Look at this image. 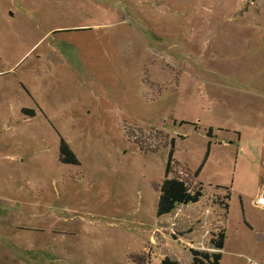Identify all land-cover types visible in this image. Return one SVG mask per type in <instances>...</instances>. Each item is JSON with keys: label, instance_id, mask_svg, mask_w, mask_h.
<instances>
[{"label": "rangeland", "instance_id": "rangeland-1", "mask_svg": "<svg viewBox=\"0 0 264 264\" xmlns=\"http://www.w3.org/2000/svg\"><path fill=\"white\" fill-rule=\"evenodd\" d=\"M75 2L0 0V264H194L223 230L219 264H264V0ZM75 24L106 29L47 35ZM173 149L203 197L158 217Z\"/></svg>", "mask_w": 264, "mask_h": 264}, {"label": "trees", "instance_id": "trees-1", "mask_svg": "<svg viewBox=\"0 0 264 264\" xmlns=\"http://www.w3.org/2000/svg\"><path fill=\"white\" fill-rule=\"evenodd\" d=\"M24 114L35 116L34 110H27L25 109ZM211 133H209L210 135ZM173 148L175 144V140L172 141ZM156 151V150H154ZM153 152V151H150ZM174 149L172 150L168 164L166 169V178L161 186L160 190V198L158 201V210L157 215L158 217H165L177 210L179 206H187L190 204H197L201 198L203 197V188L200 186L199 188L192 189L189 183L179 177H173L170 175L173 174V165L175 164L174 161ZM59 161L62 164L67 165H80V161L77 158L74 151L71 149L70 145L61 138L60 148H59ZM197 176V175H196ZM218 189H221L218 187ZM230 191L226 189V194L223 197V200H220L221 204L225 208V213H228L229 210V201H230ZM216 238H213L211 244L214 250L217 253H203L201 256L203 259H200V254L193 251L194 253V264H219L221 260V251L224 249L225 244V231L219 232L215 235ZM133 261L138 262L139 264H145L144 256H132ZM202 261V262H201ZM162 264H178L176 261H172L166 259L162 262Z\"/></svg>", "mask_w": 264, "mask_h": 264}, {"label": "crops", "instance_id": "crops-1", "mask_svg": "<svg viewBox=\"0 0 264 264\" xmlns=\"http://www.w3.org/2000/svg\"><path fill=\"white\" fill-rule=\"evenodd\" d=\"M59 1L62 4V6H64L65 8H68V9L69 8L71 9L73 7H78L79 6L78 3L75 2V0H59ZM72 1H74L75 4H73ZM86 1H89V0H86ZM91 1H93V0H91ZM82 4L89 5L86 2H84ZM89 7H91V4L89 5ZM79 10H80V8H79ZM83 12H84V9H83ZM1 25L2 24L0 23V28H2ZM111 25H112V28L117 27L115 24H111ZM111 25H107V28L110 29V26ZM105 27H106V25L75 24V25H71V26H64V27H60V28H53V29L49 30V32H48L47 35H49V34H51V35H53V34H55V35L56 34H63V32H69V31H74V33L75 32L76 33H84V32H87V31H93L94 28H97V30H101V29L103 30V29H106ZM41 57H42L41 55L36 56L35 59H34L35 63H39L40 60H41ZM22 60H23V57L20 58V59H18V60H15V61L12 60V61H10V63H15V66L9 67V68H5V66L3 65V61L4 60L2 59V56H0V106H1V102H2V100H1L2 97L1 96H2V90H3V83H2L3 82V78L6 77V76H13V77H15V74L21 68V66H19L18 63L21 62ZM23 73L24 74L34 73L35 75L36 74L39 75V74H42V71L38 67H33L32 69L28 68L27 70H23ZM261 166H262V177L260 178V180L257 182V184L255 186V190H254L255 191V195H254V198H253V201H252L253 206L255 208H257V209L259 208V210L261 208L256 205V201H257V198H258L259 194L262 193L263 190H264V157H263ZM261 210H263V209H261ZM263 212H264V210H263ZM1 216H2V213H0V218H1ZM3 219H4V217H2V220Z\"/></svg>", "mask_w": 264, "mask_h": 264}, {"label": "built area", "instance_id": "built-area-1", "mask_svg": "<svg viewBox=\"0 0 264 264\" xmlns=\"http://www.w3.org/2000/svg\"><path fill=\"white\" fill-rule=\"evenodd\" d=\"M256 205L264 210V190L262 193L259 194Z\"/></svg>", "mask_w": 264, "mask_h": 264}]
</instances>
